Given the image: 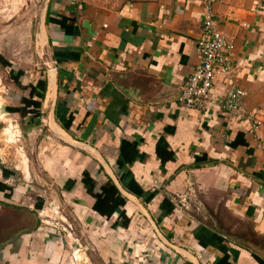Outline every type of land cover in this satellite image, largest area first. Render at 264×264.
Returning <instances> with one entry per match:
<instances>
[{"label": "crops", "instance_id": "1", "mask_svg": "<svg viewBox=\"0 0 264 264\" xmlns=\"http://www.w3.org/2000/svg\"><path fill=\"white\" fill-rule=\"evenodd\" d=\"M210 1L234 49L206 110L179 101L204 0H49L0 56V264L264 263V0ZM41 79V115L10 111Z\"/></svg>", "mask_w": 264, "mask_h": 264}, {"label": "built area", "instance_id": "2", "mask_svg": "<svg viewBox=\"0 0 264 264\" xmlns=\"http://www.w3.org/2000/svg\"><path fill=\"white\" fill-rule=\"evenodd\" d=\"M205 1V15L201 33L196 42L197 63L189 77L183 83L179 101L187 108L206 110L211 104V93L219 78H229L233 69L231 53L234 49L232 42L218 30L210 0ZM245 91L232 85L226 90L223 110L232 117L253 119V115L242 110V99ZM253 132L259 127L254 122ZM52 226H57L53 223ZM69 228H71L69 226ZM76 259V258H75Z\"/></svg>", "mask_w": 264, "mask_h": 264}, {"label": "rangeland", "instance_id": "3", "mask_svg": "<svg viewBox=\"0 0 264 264\" xmlns=\"http://www.w3.org/2000/svg\"><path fill=\"white\" fill-rule=\"evenodd\" d=\"M45 1L0 0V56L15 62L25 59L29 47L35 51V32Z\"/></svg>", "mask_w": 264, "mask_h": 264}, {"label": "trees", "instance_id": "4", "mask_svg": "<svg viewBox=\"0 0 264 264\" xmlns=\"http://www.w3.org/2000/svg\"><path fill=\"white\" fill-rule=\"evenodd\" d=\"M5 62V61H4ZM5 64H7L5 62ZM21 73H17L16 76H14L15 82L18 81V77ZM30 96L29 98H23L21 101V106L17 108H9L10 111L16 112L20 115L21 118L27 117L28 115H31L33 117H39L41 115V105L42 101L45 96L46 91V81L41 79L38 80L37 84L35 86L30 87ZM4 186L0 183V189H3ZM105 202H110V208H109V214L113 212V210L119 206L124 204V199L120 195L112 196L109 195ZM124 216V215H122ZM261 264H264L261 262Z\"/></svg>", "mask_w": 264, "mask_h": 264}, {"label": "water", "instance_id": "5", "mask_svg": "<svg viewBox=\"0 0 264 264\" xmlns=\"http://www.w3.org/2000/svg\"><path fill=\"white\" fill-rule=\"evenodd\" d=\"M48 1H49V0H46V1H45L44 9H45V7H46Z\"/></svg>", "mask_w": 264, "mask_h": 264}]
</instances>
